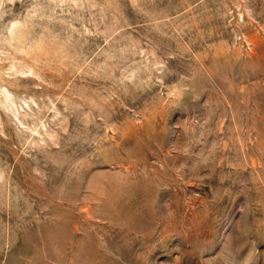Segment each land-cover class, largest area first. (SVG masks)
Instances as JSON below:
<instances>
[{
  "label": "rangeland",
  "instance_id": "374dc122",
  "mask_svg": "<svg viewBox=\"0 0 264 264\" xmlns=\"http://www.w3.org/2000/svg\"><path fill=\"white\" fill-rule=\"evenodd\" d=\"M0 264H264V0H0Z\"/></svg>",
  "mask_w": 264,
  "mask_h": 264
}]
</instances>
